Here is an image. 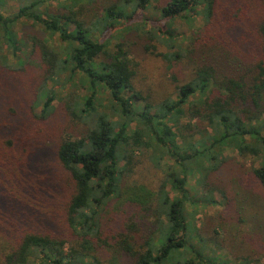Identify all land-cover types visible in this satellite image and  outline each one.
I'll list each match as a JSON object with an SVG mask.
<instances>
[{
	"label": "trees",
	"instance_id": "obj_1",
	"mask_svg": "<svg viewBox=\"0 0 264 264\" xmlns=\"http://www.w3.org/2000/svg\"><path fill=\"white\" fill-rule=\"evenodd\" d=\"M8 1L0 0V51L4 45L17 56L31 47L43 67L38 103L48 94L42 115L57 99L45 86L61 84V104L84 130L57 144L50 178L47 165L16 149L27 140H0V264H216L208 254L214 240L190 222L189 178L199 176L211 190L207 180L232 149L260 161L251 177L264 191V0L161 2L162 21L194 18L201 26L185 45L168 24L148 33V52L160 40L165 52L158 55L190 70L183 81L172 77L174 94L157 100L142 92L127 43L111 47L95 38L97 28L125 26L153 0H112L101 8L97 0H67L60 8L50 0H10L14 8ZM21 22L35 35L21 39ZM195 135L205 138L192 142ZM164 156L171 164L159 190L125 197L136 160L160 169ZM120 200L145 217L107 220Z\"/></svg>",
	"mask_w": 264,
	"mask_h": 264
},
{
	"label": "rangeland",
	"instance_id": "obj_2",
	"mask_svg": "<svg viewBox=\"0 0 264 264\" xmlns=\"http://www.w3.org/2000/svg\"><path fill=\"white\" fill-rule=\"evenodd\" d=\"M110 1L112 0H97L96 6L101 8ZM163 1L165 0H153L147 10L137 13L132 22L125 26L118 23V27L101 26L95 31V38L109 40L111 47L121 40L127 43V49L138 63L137 77L141 83L139 86L145 96H151L154 100L174 94L172 77L183 81L190 70L185 63L170 65L164 61L158 55L165 52L160 40L157 43L152 42L153 45H157V51L146 50V46H150L147 38L154 34L152 30L158 31L162 24H168L171 32L176 35V42L185 45L193 29L201 26V21H195L194 18L190 22L180 19L172 22L162 21L158 7ZM50 2L54 7L60 8L59 5L66 3L67 0ZM16 6L15 1H8V7ZM158 22L160 24H157ZM23 23L18 26L19 37L25 39L34 36L37 30ZM126 27H132L133 32L127 33ZM38 35L46 39L42 33ZM47 41L50 43V39ZM1 46L0 140L6 138L13 140L16 136L27 140V146L20 147L17 144L16 149L23 148L24 157L28 156L30 159L33 157L36 163L47 165L49 170L47 176L50 178V161L57 144L68 136L81 134L84 128L65 112L61 101L67 94V87L64 90L61 84L48 83L45 86L46 89L57 93V99L52 104V110H48V115H42L41 111L48 94L45 91L39 95L41 98L39 104L38 94L43 81L41 79L43 67L38 57L29 55L31 47H24L17 56H13L4 45ZM64 78L65 76H62V80ZM78 94L83 98L86 93L80 90ZM188 122L186 118L184 124ZM197 124L201 129L206 128L204 124ZM204 138L205 136L195 135L192 142L202 141ZM33 153L38 155L34 156ZM222 156V167L207 180L208 184L212 185L211 190L208 191V187L204 189L198 184L199 176L189 178L191 201L196 204H188L190 222L200 229L203 237L214 240L215 246L210 245L208 254L212 261L217 260L216 264H264V191L251 177V170L258 167L260 161L254 157H240L232 149H225ZM136 161L138 163L136 168L131 167L132 174L125 178L124 190L127 193L125 197L144 190L157 192L163 181L162 169L171 164L167 156L161 161L160 169L152 166L145 157ZM48 182L46 180L44 183L48 185ZM165 192L171 198L178 195L171 186H167ZM134 208L136 211L120 200L115 203V208L112 205L109 214L106 215L107 220L114 221V215L126 216L125 219L128 216H136V220L141 216L145 217L140 209ZM68 247L67 245L66 249Z\"/></svg>",
	"mask_w": 264,
	"mask_h": 264
}]
</instances>
